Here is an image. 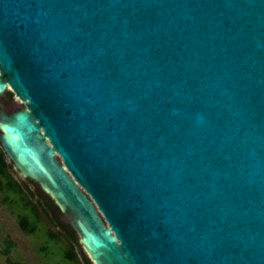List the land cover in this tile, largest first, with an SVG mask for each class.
<instances>
[{"label":"water","instance_id":"1","mask_svg":"<svg viewBox=\"0 0 264 264\" xmlns=\"http://www.w3.org/2000/svg\"><path fill=\"white\" fill-rule=\"evenodd\" d=\"M7 90L93 264H264V0H0Z\"/></svg>","mask_w":264,"mask_h":264},{"label":"rangeland","instance_id":"2","mask_svg":"<svg viewBox=\"0 0 264 264\" xmlns=\"http://www.w3.org/2000/svg\"><path fill=\"white\" fill-rule=\"evenodd\" d=\"M13 177L14 180L26 185L27 190L36 189V186L24 177L16 173ZM2 197L0 191V264L62 262L63 249L67 247L68 242L62 226L55 224L54 219L41 212L37 230L33 234H27L21 230L18 223L19 214L27 212L23 202L16 200L13 204H7L3 202ZM32 201H35V197ZM49 231L55 234V239L50 237Z\"/></svg>","mask_w":264,"mask_h":264},{"label":"trees","instance_id":"3","mask_svg":"<svg viewBox=\"0 0 264 264\" xmlns=\"http://www.w3.org/2000/svg\"><path fill=\"white\" fill-rule=\"evenodd\" d=\"M15 173L12 164L7 160L0 148V191L3 194L4 203L13 204L16 200L23 202L27 209L26 213L19 214L18 223L21 230L27 234H33L37 230V224L41 212L55 220V224L62 226L68 239L67 247L63 249V261L55 264H93L78 244L77 235L71 226L61 219L59 208L53 201L38 187L27 190V186L14 180ZM35 185L33 182H31ZM26 187V188H25ZM29 195H28V194ZM35 197V201L32 198ZM53 217V218H52ZM52 239L56 236L49 231Z\"/></svg>","mask_w":264,"mask_h":264},{"label":"flooded vegetation","instance_id":"4","mask_svg":"<svg viewBox=\"0 0 264 264\" xmlns=\"http://www.w3.org/2000/svg\"><path fill=\"white\" fill-rule=\"evenodd\" d=\"M21 105L22 104L14 98L11 90H7L3 95H0V107L4 113L11 112Z\"/></svg>","mask_w":264,"mask_h":264}]
</instances>
